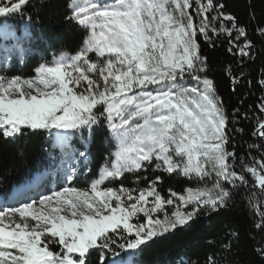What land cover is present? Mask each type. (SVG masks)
Returning <instances> with one entry per match:
<instances>
[{"label": "snow or ice", "instance_id": "snow-or-ice-1", "mask_svg": "<svg viewBox=\"0 0 264 264\" xmlns=\"http://www.w3.org/2000/svg\"><path fill=\"white\" fill-rule=\"evenodd\" d=\"M194 2L199 25L188 11ZM47 6V0H0V22L17 16L28 21L20 34L4 26L0 44L6 53L9 43L22 51L38 38L30 28L32 16L25 14ZM225 7L220 0H66L65 19L84 32L75 52L60 50L53 60L38 63L32 77L0 75V136L47 133L64 152L66 180L77 172V157L87 158L73 149V134L91 138L103 126L116 141L110 166L106 161L87 188L62 186L38 199L0 203V264H91L93 252L98 264H107L104 250H112L115 236L126 241L121 249L141 250L190 226L202 211L226 207L233 196L229 186L248 183L244 171L235 170L236 153L228 150L229 119L205 74L207 57L198 39L222 31L239 55L249 54L253 45L246 29ZM259 31L264 35V27ZM241 37L243 46L235 43ZM254 134L264 138V120ZM153 163L168 174L214 180L185 194L169 190L167 199L156 190L159 176L138 195L123 186L102 187ZM245 170L264 191V159ZM166 205H174L170 214ZM140 213L145 221L132 222ZM156 213L162 218H154ZM257 227L264 230V221ZM259 254L264 257V247Z\"/></svg>", "mask_w": 264, "mask_h": 264}, {"label": "trees", "instance_id": "trees-1", "mask_svg": "<svg viewBox=\"0 0 264 264\" xmlns=\"http://www.w3.org/2000/svg\"><path fill=\"white\" fill-rule=\"evenodd\" d=\"M226 7L225 13L232 14L238 26L246 29L248 40L253 47L248 55L241 56L230 37L222 31L210 33L211 39L198 36L201 54L207 57L208 70L205 73L214 81L215 92L228 116L226 131L230 137L229 151L236 153L235 170L244 171L248 179L246 185L239 188L229 186L233 196L226 207L217 211H202L190 226L179 227L174 233L148 241L135 252L121 249L120 243H126L120 236H115L117 243L112 250H104L107 264H264V257L259 249L264 247V230L257 225L264 221V191L256 184L255 177L245 170V165L255 164L264 159V138L254 134L258 121L264 120L261 112V102L264 100V35L259 29L264 27V0H220ZM43 0H33L34 5ZM47 7H35L31 13V30L38 37L24 45L23 50L12 48L4 50L0 44V75L6 77H32L38 63L49 62L57 56L60 50L75 52L80 46L84 32L65 19L68 14L66 0H47ZM190 12L194 22L199 25L201 17L196 15L195 2ZM217 13H212L215 16ZM216 26L230 27L227 21L214 20ZM28 21L21 17H12L0 22V32L7 25L8 29L20 34ZM243 46L244 39L235 41ZM232 48V51H228ZM56 130L54 129L53 132ZM77 152H85L86 159L77 157V172L69 187L87 188L93 180L98 179L100 170L106 161L114 159L110 153L116 151V141L111 137L106 127L95 128L91 138L85 133H75L70 141ZM255 145L256 147H253ZM255 158V159H254ZM65 155L62 149L55 146L53 137L42 132L38 135L28 134L19 139H4L0 136V196L9 198L12 191L36 176L50 174L55 169V179L49 177L48 182L58 188L64 185L63 168ZM157 176L161 179L156 184V190L167 199L171 191L185 194L187 188L210 187L209 180L186 178L182 175L168 174L162 169H156L155 164L134 172H125L122 177L107 181L103 187L120 188L121 186L134 190L146 189L150 181ZM149 197V201L153 200ZM179 203L178 198H173ZM169 214L174 205H166ZM161 216V213L154 214ZM145 221L142 213L133 218L132 222ZM128 236V239L133 237ZM55 247V246H50ZM91 264H98L99 254L93 252Z\"/></svg>", "mask_w": 264, "mask_h": 264}, {"label": "rangeland", "instance_id": "rangeland-1", "mask_svg": "<svg viewBox=\"0 0 264 264\" xmlns=\"http://www.w3.org/2000/svg\"><path fill=\"white\" fill-rule=\"evenodd\" d=\"M190 10L191 9H189L188 11L190 12ZM193 83H195V82H193ZM64 161H66V157H65ZM64 166L65 167L63 168L64 169L63 170V179L65 180V182H64V185H62V186H68V184L71 181H68L64 178L66 163L64 164ZM56 174H58V172L54 169L53 172L50 174H45L42 177H38V178L34 179L33 181L27 182L26 183L27 186L25 185L24 187L18 189L17 191L15 190L13 197H11L10 202L14 201V200H22V199H25L29 196L32 198L38 199L39 195H41V194H49L51 190H59L61 187L58 188L56 186H52L51 184H53V183L48 182L49 177L52 176L53 179H55ZM207 180L212 182L214 180V177L208 178ZM103 186L104 185H102V187ZM128 203H131V202H128ZM113 204H115V201H113Z\"/></svg>", "mask_w": 264, "mask_h": 264}]
</instances>
